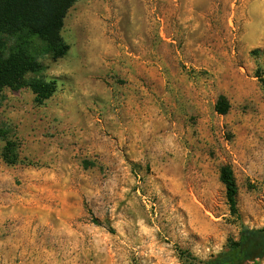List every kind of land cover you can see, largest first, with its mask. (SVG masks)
I'll return each mask as SVG.
<instances>
[{"label": "rangeland", "instance_id": "rangeland-1", "mask_svg": "<svg viewBox=\"0 0 264 264\" xmlns=\"http://www.w3.org/2000/svg\"><path fill=\"white\" fill-rule=\"evenodd\" d=\"M62 36L32 48L57 93L0 105V264H188L264 227V0H78Z\"/></svg>", "mask_w": 264, "mask_h": 264}, {"label": "trees", "instance_id": "trees-1", "mask_svg": "<svg viewBox=\"0 0 264 264\" xmlns=\"http://www.w3.org/2000/svg\"><path fill=\"white\" fill-rule=\"evenodd\" d=\"M78 0H0V105L6 91L30 89L38 105H43L58 91V82L40 77L43 64L32 52L36 41L43 43L53 61L63 59L70 46L62 31L66 17ZM264 87V75L257 72ZM228 105L221 98L216 112L225 115ZM15 150L7 142L6 151ZM16 162V160H14ZM220 180L226 189V198L232 215L238 214V186L230 167L221 169ZM186 258L188 264H258L264 260V227H242L238 240H230L226 250L207 261L193 256Z\"/></svg>", "mask_w": 264, "mask_h": 264}]
</instances>
